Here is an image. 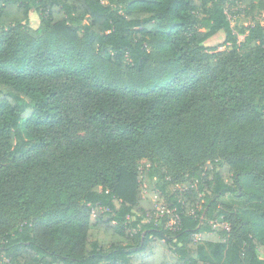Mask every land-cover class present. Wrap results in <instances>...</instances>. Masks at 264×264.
I'll use <instances>...</instances> for the list:
<instances>
[{
    "label": "trees",
    "instance_id": "16d2710c",
    "mask_svg": "<svg viewBox=\"0 0 264 264\" xmlns=\"http://www.w3.org/2000/svg\"><path fill=\"white\" fill-rule=\"evenodd\" d=\"M262 12L0 0V264H264Z\"/></svg>",
    "mask_w": 264,
    "mask_h": 264
},
{
    "label": "rangeland",
    "instance_id": "374dc122",
    "mask_svg": "<svg viewBox=\"0 0 264 264\" xmlns=\"http://www.w3.org/2000/svg\"><path fill=\"white\" fill-rule=\"evenodd\" d=\"M231 19V24L235 29V32L240 31L241 29H244L247 25H249V21L244 18V16L237 15L235 17H230ZM259 21L264 25V12L260 14ZM29 28L32 30H37L39 28V16L35 12H31L29 14V23H28ZM238 42H242L244 39V36L241 34H236ZM225 39V35L223 32H220L213 38L209 39L204 43V46L207 47L208 49L218 47ZM224 48H220L219 51H222ZM157 180V176H154V178L151 180L152 183H155ZM179 184V183H178Z\"/></svg>",
    "mask_w": 264,
    "mask_h": 264
},
{
    "label": "built area",
    "instance_id": "2783aa9c",
    "mask_svg": "<svg viewBox=\"0 0 264 264\" xmlns=\"http://www.w3.org/2000/svg\"><path fill=\"white\" fill-rule=\"evenodd\" d=\"M197 184H198L197 180H195L193 183H189V186H186L185 184H176L174 190H177L178 192H181V191L186 190L188 188L196 189ZM155 208H156V211H155L156 217H162L165 214L166 215H170L171 214V212L169 210H165L163 208H159V207H156V206H155ZM199 208H200V206H199ZM177 222H178V218L176 216H172V218H170V222H169V224L167 226L171 227L173 224H175ZM220 224L218 222H216V221L212 222V225H213L214 228H216ZM224 226H225L226 229H228V225H224ZM196 238L198 239V236Z\"/></svg>",
    "mask_w": 264,
    "mask_h": 264
}]
</instances>
